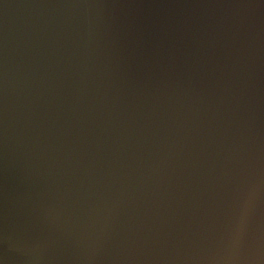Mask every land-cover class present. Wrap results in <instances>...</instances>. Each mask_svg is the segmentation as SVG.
I'll return each mask as SVG.
<instances>
[{
  "label": "water",
  "instance_id": "obj_1",
  "mask_svg": "<svg viewBox=\"0 0 264 264\" xmlns=\"http://www.w3.org/2000/svg\"><path fill=\"white\" fill-rule=\"evenodd\" d=\"M0 264H264V0H0Z\"/></svg>",
  "mask_w": 264,
  "mask_h": 264
}]
</instances>
